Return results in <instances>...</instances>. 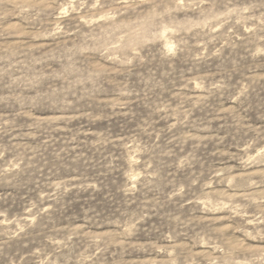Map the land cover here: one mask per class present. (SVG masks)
Returning a JSON list of instances; mask_svg holds the SVG:
<instances>
[{
	"label": "rangeland",
	"instance_id": "obj_1",
	"mask_svg": "<svg viewBox=\"0 0 264 264\" xmlns=\"http://www.w3.org/2000/svg\"><path fill=\"white\" fill-rule=\"evenodd\" d=\"M0 264H264V0H0Z\"/></svg>",
	"mask_w": 264,
	"mask_h": 264
}]
</instances>
